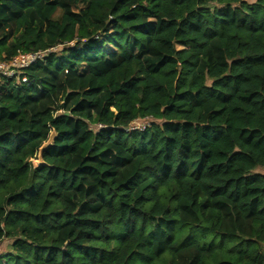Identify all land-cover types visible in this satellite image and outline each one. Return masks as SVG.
Segmentation results:
<instances>
[{
    "label": "trees",
    "instance_id": "trees-1",
    "mask_svg": "<svg viewBox=\"0 0 264 264\" xmlns=\"http://www.w3.org/2000/svg\"><path fill=\"white\" fill-rule=\"evenodd\" d=\"M31 51L0 264H264V0H0V60Z\"/></svg>",
    "mask_w": 264,
    "mask_h": 264
},
{
    "label": "built area",
    "instance_id": "built-area-1",
    "mask_svg": "<svg viewBox=\"0 0 264 264\" xmlns=\"http://www.w3.org/2000/svg\"><path fill=\"white\" fill-rule=\"evenodd\" d=\"M43 55L42 51H31V52H25V53H18L15 56H13L10 60H0V74L6 75V76H13L18 74L20 69L22 67H26L35 60L41 58ZM22 80H25V77L22 78ZM139 128L134 126V124L131 126V129Z\"/></svg>",
    "mask_w": 264,
    "mask_h": 264
},
{
    "label": "rangeland",
    "instance_id": "rangeland-1",
    "mask_svg": "<svg viewBox=\"0 0 264 264\" xmlns=\"http://www.w3.org/2000/svg\"><path fill=\"white\" fill-rule=\"evenodd\" d=\"M58 48H60V47H55L54 50L58 49ZM157 121H159V119H155V118H152V117H144V118L135 119L133 124H134V126L139 127L141 129L144 126L149 125L151 122H157ZM53 135H54L53 133L50 134V137H49L50 140L52 139ZM37 161H38V158H33L32 159V162L34 164H37L38 163ZM255 171L260 172V173H264V168L263 167H257V168H255ZM9 243H10V240L4 239L0 243V252H6L9 249V247H8Z\"/></svg>",
    "mask_w": 264,
    "mask_h": 264
},
{
    "label": "water",
    "instance_id": "water-1",
    "mask_svg": "<svg viewBox=\"0 0 264 264\" xmlns=\"http://www.w3.org/2000/svg\"><path fill=\"white\" fill-rule=\"evenodd\" d=\"M50 139H48V141L47 142H45V143H43L42 145H41V147L39 148V151H38V163H41L42 162V151H43V149L51 142V140L49 141Z\"/></svg>",
    "mask_w": 264,
    "mask_h": 264
}]
</instances>
